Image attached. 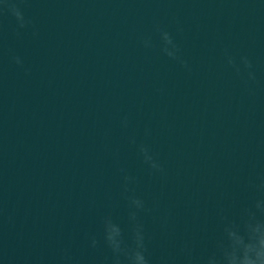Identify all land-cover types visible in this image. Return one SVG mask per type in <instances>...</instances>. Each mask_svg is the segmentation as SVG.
<instances>
[{
  "label": "water",
  "instance_id": "obj_1",
  "mask_svg": "<svg viewBox=\"0 0 264 264\" xmlns=\"http://www.w3.org/2000/svg\"><path fill=\"white\" fill-rule=\"evenodd\" d=\"M18 6L32 22L26 28L0 14V174L123 191V168L136 177L135 194L217 218L221 208L237 218L258 195L250 182L264 176V0ZM157 24L191 72L164 55ZM225 49L237 62L252 60L254 94L246 74L227 65ZM140 143L164 176L150 173Z\"/></svg>",
  "mask_w": 264,
  "mask_h": 264
},
{
  "label": "clouds",
  "instance_id": "obj_2",
  "mask_svg": "<svg viewBox=\"0 0 264 264\" xmlns=\"http://www.w3.org/2000/svg\"><path fill=\"white\" fill-rule=\"evenodd\" d=\"M23 0H0V14L5 11L10 12L16 19L18 29L28 27L32 22L25 18L24 13L18 6ZM162 42V52L168 58L176 61L188 72L191 67L181 54L179 44L175 41L172 34L158 24L155 26ZM182 32L183 28L178 27ZM16 35L20 32L17 30ZM33 35H37L33 32ZM143 44L146 48L152 47L149 39H144ZM224 55L226 63L239 76L246 74L244 84L248 93L254 94V90L249 87V83L256 82V74L252 60L242 55L239 62L231 53L225 49ZM13 62L18 66H23V61L19 56L12 57ZM124 127L128 126V118L124 117L121 121ZM150 129L145 130V135H150ZM130 142L136 144L135 138ZM137 151L144 164L148 166L150 173L166 174L163 164L159 161L152 149L144 144L137 145ZM122 174V188L128 209V231L116 222L111 214L101 218L102 243L111 255L106 256L102 264H153L149 252V241L151 237L146 231L142 220V214H151L153 208L149 207L146 201L135 194L133 187L137 180L136 177L127 173L123 168L119 169ZM251 188L258 193L252 202L243 207L237 218H231L224 208L218 212L221 223L220 235L215 239L213 249L201 255H194L193 248L187 242L179 249V255L183 258V264H264V176L259 178V182H250ZM161 226L167 228L166 217L161 218ZM89 247L98 249L101 246V239L96 235L87 237ZM63 264H72L73 258L65 250L61 257ZM156 264H178V257L175 255L161 256Z\"/></svg>",
  "mask_w": 264,
  "mask_h": 264
}]
</instances>
